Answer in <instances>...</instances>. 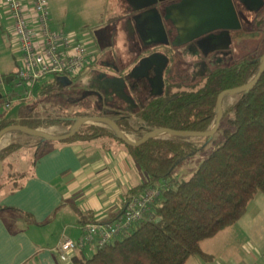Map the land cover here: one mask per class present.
I'll return each mask as SVG.
<instances>
[{
    "label": "trees",
    "instance_id": "trees-1",
    "mask_svg": "<svg viewBox=\"0 0 264 264\" xmlns=\"http://www.w3.org/2000/svg\"><path fill=\"white\" fill-rule=\"evenodd\" d=\"M256 21L264 28V18ZM260 58L249 55L229 64H218L194 79L180 75V81H176L173 75H168L164 78L163 94L138 103L133 111L124 109L113 118L118 119L126 132L139 138L155 128L206 131L216 118L219 94L227 88L247 84L256 75ZM167 69L171 73V64ZM58 77L34 90L36 99L57 103L60 107L56 112L41 111L34 103L20 102L19 117L4 120L1 128L19 123L33 128L65 125L70 131L80 116L103 115L95 108L69 110L70 100L80 90L69 89ZM230 95L236 99L224 109L215 132L222 134V140L216 141L215 134L200 137L203 141L173 135L152 139L138 147L125 144L134 161L148 175L147 181L131 189L134 193L131 197L155 186H162L161 194L140 221L114 240L90 254L81 249L73 258L75 264H186L194 255L212 257L203 251L202 242L236 223L246 213L248 203L258 193L264 194V72L250 91ZM18 133L37 138L38 143L43 141L24 131ZM106 135L123 143L111 129L93 124L86 125L74 138L91 140ZM209 145H213L209 155L188 179L174 175L178 164L205 151ZM21 146L13 140L2 150L5 166L0 188L6 184L11 188L20 186L19 179L24 173L14 172L13 168ZM38 153L39 150L35 154ZM81 222L84 225L96 220L87 211L81 212Z\"/></svg>",
    "mask_w": 264,
    "mask_h": 264
},
{
    "label": "crops",
    "instance_id": "crops-1",
    "mask_svg": "<svg viewBox=\"0 0 264 264\" xmlns=\"http://www.w3.org/2000/svg\"><path fill=\"white\" fill-rule=\"evenodd\" d=\"M117 3L114 17L101 24L85 43L95 49L93 53L100 64L109 57L114 65H122L130 71L137 65V57L131 52L126 30L130 29L128 20L135 11L130 0H117ZM2 8L8 14L0 0ZM29 16L33 18L32 13ZM166 26L170 39L175 41L171 22H166ZM95 35L106 36L102 49L93 42ZM14 39L12 25L9 31L12 46ZM88 49L92 52L90 47ZM172 49V45L158 47L159 52L170 58L171 73L166 68L164 78L173 75ZM18 67L10 73L12 77ZM97 67L101 68V65ZM93 68L94 65L79 78L90 80L95 71ZM45 81L50 79L45 78L36 86ZM13 82L12 78L10 83L13 85ZM130 85L134 87V84ZM142 90L147 94L142 98L138 96L140 104L154 96L150 82ZM34 146L39 149L38 155H21L20 162L13 168L14 172L24 173L19 179L20 186L11 188L6 184L0 188V264H75L73 258L81 249L74 251L70 260L62 261L58 246L65 238L77 241L82 236L81 212L88 211L99 222L117 220L126 201L134 194L131 189L147 181L148 175L134 161L125 143L111 136L41 141ZM201 247L212 257L206 259L194 255L186 264L191 260L195 264H264V194L258 193L248 203L242 218L204 240ZM83 249L88 254L95 250L93 246Z\"/></svg>",
    "mask_w": 264,
    "mask_h": 264
},
{
    "label": "rangeland",
    "instance_id": "rangeland-1",
    "mask_svg": "<svg viewBox=\"0 0 264 264\" xmlns=\"http://www.w3.org/2000/svg\"><path fill=\"white\" fill-rule=\"evenodd\" d=\"M49 2L52 28L73 33L75 39H79L84 43L101 24L107 23L114 17L118 4L117 0H49ZM0 11V77L6 79L20 65L21 55L9 40V31L13 25V19L9 14L5 13V8L0 9ZM240 12L243 26L241 29L233 31V37H231L229 47L210 48L207 52H203L198 43H190L182 46L184 51L182 54L185 53L184 55L188 58L183 55L184 57L181 56L176 59L173 68V76L176 81H180V75H188L194 79L199 74L207 72L211 67L218 64H229L249 55L261 57L264 54V28L256 24V19L264 18V8L255 15L240 4ZM10 38L12 39V35H10ZM85 45H88L92 52H95V49L90 46L91 44L85 43ZM54 77L55 75H49L47 78L54 81ZM55 83L57 85L60 84L57 81ZM12 90V83H7L6 81L4 85L0 84V93L2 94L0 98V128L4 120L15 119L20 115L21 105L19 102H13L10 107H6L5 105L7 96L12 93ZM17 90L21 91L22 88ZM235 99V96L225 95L223 97V109L231 105ZM80 101H83L80 98V94H76L70 100L69 110L86 111L95 108L92 103V98L85 100L83 103ZM28 103H34L41 111L56 112L60 107L57 103L45 102L40 97ZM90 123L87 125L93 124L111 129L107 124ZM39 128L51 134H63L69 130V127L65 125L41 126ZM129 134L131 140L140 139L135 133ZM172 136L166 133L163 137L158 138H170ZM214 138L216 141H219L223 139V136L220 132H217ZM2 139H7V145L0 147L1 150L7 147L13 140L17 145L23 144L20 147V151L16 154L17 158L14 163H17V165L20 162L19 157L21 155L31 157L39 150L37 146H34L39 142L37 138L21 135L18 133V130L7 132ZM187 139L190 141H203L201 138ZM212 148L213 145H209L205 151H200L178 164L175 168L174 175L180 179H188L199 168L201 162L209 155ZM17 165L15 164L14 166ZM5 182L6 180L4 179L3 183L5 184ZM162 183L163 181L159 185ZM189 264H195V261L191 260Z\"/></svg>",
    "mask_w": 264,
    "mask_h": 264
},
{
    "label": "water",
    "instance_id": "water-1",
    "mask_svg": "<svg viewBox=\"0 0 264 264\" xmlns=\"http://www.w3.org/2000/svg\"><path fill=\"white\" fill-rule=\"evenodd\" d=\"M133 5V10L138 11L134 17L128 20L130 29L141 30L143 36H146L145 46L151 47L155 45H172L173 47L186 44L203 35L212 37L213 42L218 43L217 36L213 35L214 31H221V34L226 35V44L216 45L215 47H229L231 41L230 31L241 29L243 23L241 21L235 0H130ZM248 11L258 12L264 6V0H240ZM178 21L181 23V36L175 41L170 39V33L167 29L166 22L169 20ZM221 36V35H220ZM221 44L223 42L221 41ZM261 64L256 75L245 85L239 87H231L223 90L217 99V115L206 131H184L174 128H155L148 134L138 139L137 142H131L130 134L126 132L118 119L110 116H80L75 120L72 129L63 134H48L40 128H33L19 123H11L0 128V136L12 130L24 131L32 136L39 137L43 141H66L74 138L87 124L90 122L107 124L111 130L115 132L119 139L125 144L132 147L141 146L148 141L158 138L160 131H170L175 136L185 138H200L212 137L218 130L221 120L224 115L223 95H228L250 91L257 83L262 73L264 72V54L260 58ZM170 58L159 51L150 53L141 58L140 62L131 70L130 76H134L137 71L147 70L154 67L155 77L150 79V83L154 88L153 95H161L164 92L165 80L164 71L168 67ZM12 76H7L6 81L10 83ZM122 85H126V79L123 77L117 78ZM58 80L65 85L72 83V80L67 76H59ZM2 94L0 93V98ZM125 100L137 107L138 103L132 95H124ZM5 166L2 150L0 149V177Z\"/></svg>",
    "mask_w": 264,
    "mask_h": 264
},
{
    "label": "built area",
    "instance_id": "built-area-1",
    "mask_svg": "<svg viewBox=\"0 0 264 264\" xmlns=\"http://www.w3.org/2000/svg\"><path fill=\"white\" fill-rule=\"evenodd\" d=\"M13 19V45L21 55L20 66L13 75V90L6 107L13 102L36 100L34 89L49 75L79 78L91 67L96 56L81 40L50 23L49 0H3ZM33 14V18L29 14ZM0 77V84H5ZM22 88V90H17ZM162 186L151 187L139 196L130 197L120 217L113 222H88L83 225L79 240L65 238L58 246L62 261L70 260L77 249L102 247L122 231L140 221L161 194Z\"/></svg>",
    "mask_w": 264,
    "mask_h": 264
},
{
    "label": "flooded vegetation",
    "instance_id": "flooded-vegetation-1",
    "mask_svg": "<svg viewBox=\"0 0 264 264\" xmlns=\"http://www.w3.org/2000/svg\"><path fill=\"white\" fill-rule=\"evenodd\" d=\"M235 2L237 5L240 18H242L240 12V4L241 5L243 4L240 2V0H235ZM243 7L246 9L244 5ZM262 8H264V6ZM260 10L258 12H254V11L251 12L257 15L260 12ZM135 12L132 13L133 17L139 13L138 11ZM169 21L171 22L172 25V29H170L172 35H175L176 38L180 37L182 33L181 23L176 20L173 21L172 19ZM233 31L234 30L230 31L231 37H233ZM126 33L132 45L131 52L136 53V57H137L136 64H138L141 58H143L144 56H147L152 52L158 51V47L160 45H155L151 47L145 46L144 42L145 40H147V38L146 36H143L144 34L141 30L139 31L138 29L137 30L135 29L134 31H132L131 29L127 28ZM213 33H214L213 35L218 37L217 38V40H219L218 43H215L216 40L213 42L212 37H208L209 34L203 35L186 44L173 47L172 51L173 50L174 51L172 58H174L176 62V59H178L179 57L181 56L184 57L185 53L182 54L184 52L182 46L190 43H198L201 46L203 52H207L208 49L215 47L216 45L220 46L226 44L225 34H221L220 30L214 31ZM105 37L106 36L95 35L96 40H93V42L97 43L96 46L102 49L104 46L103 39H105ZM221 41L223 42V44H221ZM98 61H99L98 57H96L94 63L91 65V67L94 65L93 70L95 69V71H93L94 75H90L91 76L90 80L88 79V77L71 79L72 83L68 85V88L79 89L80 98L83 99L84 101L89 98H92L93 101L92 103L95 106L96 110L105 116L114 117L115 115H118L117 114L118 112H121L124 109H127L129 111L135 110L134 106L125 100L124 95L125 94L132 95L135 99H138V103H139V99H140L139 97L142 98L147 94V93L145 94L144 90L142 89H144V86L149 84L150 79L153 78V76L155 75L154 67H151L147 70L137 71L134 76H130L132 69H130V71H126L122 65H114L110 61L109 57L104 58L101 64L99 63L100 61L99 62ZM98 64L99 66L101 65V68L98 67L95 68V66H97ZM166 72L167 69L164 71V76L166 75ZM91 73L92 72H90L89 74ZM204 73H201L198 76ZM120 77L126 79V85H122L120 83V80L117 79ZM130 84L132 85L134 84V87L132 88ZM139 87H141L142 89L138 90L140 89Z\"/></svg>",
    "mask_w": 264,
    "mask_h": 264
},
{
    "label": "bare ground",
    "instance_id": "bare-ground-1",
    "mask_svg": "<svg viewBox=\"0 0 264 264\" xmlns=\"http://www.w3.org/2000/svg\"><path fill=\"white\" fill-rule=\"evenodd\" d=\"M225 95H227L226 93L223 95V97L225 96ZM222 102H223V98H222ZM42 131H44V130H42ZM44 132H46V131H44ZM46 133H48V134H51V133H49V132H46ZM166 133H168L169 135H173L172 134V132H170V131H160L159 133H158V137H163ZM6 133H4V134H2L1 136H0V138H2L4 135H5ZM129 138H130V136H129ZM131 140V139H130ZM138 141V139L137 140H131V142H137ZM6 143H7V139L5 140V139H2V140H0V147H2V146H5L6 145Z\"/></svg>",
    "mask_w": 264,
    "mask_h": 264
}]
</instances>
